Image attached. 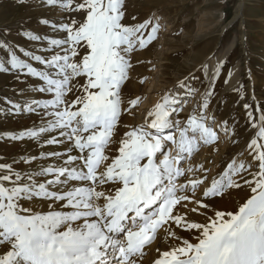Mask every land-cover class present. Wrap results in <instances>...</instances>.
<instances>
[{
	"label": "bare ground",
	"instance_id": "obj_1",
	"mask_svg": "<svg viewBox=\"0 0 264 264\" xmlns=\"http://www.w3.org/2000/svg\"><path fill=\"white\" fill-rule=\"evenodd\" d=\"M43 2L44 12L56 9L40 35L47 43L16 61L38 82L17 90L13 109L3 107L8 115L33 106L40 117L0 134L25 141L11 164L0 163L13 172L0 176L1 197L14 205L13 212L0 205V264H264L263 123L242 139L229 118L214 121L218 107L203 99L234 41L202 60L201 87L194 89V72L173 86L155 18L152 48L142 34L129 43L141 63L130 92L112 104L104 93L110 110L101 112L70 95L74 85L83 89L84 70L53 52L66 43L65 0ZM241 6L221 30L243 17ZM241 62L230 70V91L242 79Z\"/></svg>",
	"mask_w": 264,
	"mask_h": 264
},
{
	"label": "rangeland",
	"instance_id": "obj_2",
	"mask_svg": "<svg viewBox=\"0 0 264 264\" xmlns=\"http://www.w3.org/2000/svg\"><path fill=\"white\" fill-rule=\"evenodd\" d=\"M42 3L43 0H0V66L3 60L14 65L5 70L0 67V134L27 128L40 117L33 106V110L25 113L8 112V115L3 113V107H12L10 100L19 94L17 90L38 82L27 66L16 61L23 57V51L33 50V45L47 43L40 35H47L50 29L47 20L56 14V9L44 12ZM65 3L66 43L62 51L56 48L53 52L64 56L76 71L84 70L83 89L74 85L70 92L73 98L82 101V107L109 111L105 99H100L104 93L112 104L130 92L128 83L141 63L139 48L129 43L133 40L140 43L138 37L142 34L145 48H152L157 36H153L150 26L157 18L164 34L159 43L160 48L165 47L164 75L173 86L174 81L194 72V89L201 87L204 83L202 60L225 52L234 41L205 90L204 102L207 106L216 104L214 121L220 124L229 118L236 136L242 139L249 137L252 128L261 127V122L264 126V0H65ZM239 3H242L238 10L243 17L221 30L234 16ZM237 62H241L242 79L236 90L230 91L226 89L227 80ZM248 68L253 69V81L248 77ZM88 92L93 93L92 99ZM259 108L263 114L261 120L257 117ZM201 112L202 108L194 109L195 114ZM104 129L101 125L100 130ZM262 129L259 131L264 153ZM14 137L15 134L5 138L0 135V163L11 164L15 156L23 153L25 141ZM12 173L11 169L0 170V176ZM261 183L263 187L264 175ZM1 194L0 205L13 212L12 201L3 199Z\"/></svg>",
	"mask_w": 264,
	"mask_h": 264
}]
</instances>
